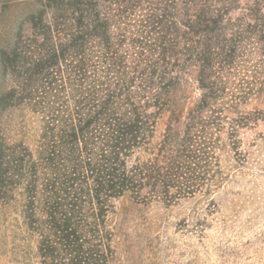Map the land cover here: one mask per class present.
Listing matches in <instances>:
<instances>
[{"label":"trees","instance_id":"trees-1","mask_svg":"<svg viewBox=\"0 0 264 264\" xmlns=\"http://www.w3.org/2000/svg\"><path fill=\"white\" fill-rule=\"evenodd\" d=\"M35 5L0 46V115L40 120L34 148L0 128V202L22 190L42 264H112L115 201L214 196L264 140V0Z\"/></svg>","mask_w":264,"mask_h":264},{"label":"rangeland","instance_id":"rangeland-1","mask_svg":"<svg viewBox=\"0 0 264 264\" xmlns=\"http://www.w3.org/2000/svg\"><path fill=\"white\" fill-rule=\"evenodd\" d=\"M35 1L0 0V46L10 41L16 21L35 8ZM178 95L197 98L194 80L189 77ZM167 119L161 120L156 141ZM0 128L8 141L34 148L40 120L27 107L13 108L0 115ZM246 143L245 166L233 154L222 155L227 181L214 196L201 193L172 205L143 204L130 195L115 201L109 216L115 232L112 264H264V140L250 146L249 134ZM24 207L22 190L0 202V264H42Z\"/></svg>","mask_w":264,"mask_h":264}]
</instances>
